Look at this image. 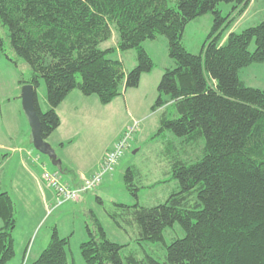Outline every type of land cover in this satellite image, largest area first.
<instances>
[{"label":"trees","instance_id":"obj_1","mask_svg":"<svg viewBox=\"0 0 264 264\" xmlns=\"http://www.w3.org/2000/svg\"><path fill=\"white\" fill-rule=\"evenodd\" d=\"M220 3L231 4V15L248 6V0H0V25L8 30L10 49L31 72L29 82L20 84L35 90L44 141L59 127L56 109L71 92L95 96L106 106L137 88L154 68L142 44L164 37L176 67L163 73L152 110L170 105L177 118H163L159 132L183 139L184 152L204 142L195 164L173 161L179 191L164 204L116 205L112 216L120 227L122 222L136 228L139 243H163L164 231L177 224L184 237L166 246L165 261L122 257L126 246L109 241L95 221L97 230H87L89 240L79 247L85 264H264V92L239 79L242 69L264 62V21L230 33L221 44L233 18L222 17ZM207 14L213 16L208 42L200 55H192L181 42L184 30ZM111 23L118 50L136 51L137 63L129 72L121 61L107 58L113 49L100 48L111 39ZM3 46L0 36V52ZM40 82L49 106L44 113L36 96ZM51 160L57 162L55 156ZM133 174L128 169L125 182L137 199ZM0 222V264H8L15 256V207L1 191ZM68 246L69 239L53 230L38 258L23 264H69Z\"/></svg>","mask_w":264,"mask_h":264},{"label":"rangeland","instance_id":"obj_2","mask_svg":"<svg viewBox=\"0 0 264 264\" xmlns=\"http://www.w3.org/2000/svg\"><path fill=\"white\" fill-rule=\"evenodd\" d=\"M217 10L220 11L222 17L233 18L221 35V44L225 42L230 33L240 34L264 21V0H248V6L241 15L236 12L231 15V4L220 3ZM212 25V14L202 16L187 24L181 41L187 52L192 55H200L202 46L208 42ZM110 28L111 39L100 48L102 50L113 49L107 58L122 59L125 71L129 72L136 66V51L120 52L118 50L119 36L115 24L111 23ZM0 36L4 42L0 57L4 60L9 57L12 61H17L19 70L24 74L23 78H29L31 73L29 68L13 54L9 46L8 30L2 25H0ZM142 47L153 60L154 68L149 74V78L139 82L140 85L137 88L128 90V95L133 97L134 110L130 111V115H127L124 109L118 118L94 121L88 133L89 148L81 153L82 161L96 162L99 158L101 159L104 153L106 154V150H112L114 147L112 142L122 128L121 137L133 129L114 171L106 174L95 190L83 194L79 202H68L55 207V200L50 209L48 207L42 210L40 198L32 190L20 166L8 164L5 167H0V191L8 193L15 207L16 226L12 232L15 256L8 264H23L26 256V261L30 259L28 263L34 262L36 259H33V255L36 254V248L45 240L44 248L47 247L53 230L57 231L60 238L69 239L68 263L85 264L81 258L79 247L89 240L87 230L92 232L97 230L95 221L102 227L109 241L126 246L121 252L122 257L133 256L138 260L149 257L163 263L166 258V246L184 237L182 229L175 224L172 228H167L164 231L163 243H139L137 242L136 228L126 227L122 222H120L122 226L120 227L112 218L118 211L116 205L133 206L138 204L141 207L151 208L164 204L169 196L179 191V185L172 177L173 161L179 158L186 166H189L202 158L203 141L192 143L184 152L181 149L183 139L176 138L168 131L159 132L163 118L169 120L177 118L175 110L170 105L155 111L152 110L158 98L157 88L163 73L166 70L174 69L176 65L168 57V43L164 37L147 41L142 44ZM253 50L254 46L251 45L249 51ZM168 61L172 63L170 67H168ZM239 79L246 87L264 92V62L242 69L239 72ZM40 83L45 92L44 83ZM166 98L163 96V100ZM24 117L26 133H28L27 127L30 131V141L25 139V143L37 157H41L46 162L47 167H43L42 173L44 171L53 173L52 170L57 169L51 158L33 148L30 138L31 130L25 114ZM67 149V146L64 151L58 149V153L65 159ZM2 158L1 155L0 159L2 160ZM130 168L134 170L133 184L139 190L137 199L132 196L125 182V173ZM60 175L62 177V174Z\"/></svg>","mask_w":264,"mask_h":264},{"label":"crops","instance_id":"obj_3","mask_svg":"<svg viewBox=\"0 0 264 264\" xmlns=\"http://www.w3.org/2000/svg\"><path fill=\"white\" fill-rule=\"evenodd\" d=\"M117 60L124 64L122 59L119 58ZM171 64V61H168V67ZM18 65L17 61H8L0 57V156L2 155L3 157L2 160L0 159V167H5L8 164L20 166L32 190L39 196L42 210L48 207L50 209V206L55 201V196L42 179L43 167L47 164L41 157H37L28 144L25 143V139L30 141V131L27 127L28 133H26L24 126L26 119L22 112L20 99L21 88L24 85L22 86L20 81L29 82L31 73L29 78L24 79V74L19 70ZM149 74L151 72L143 75L140 82L145 81V78H149ZM36 96L41 112L47 111L49 106L41 84L36 90ZM132 100L133 97L129 96L128 90H126L121 97L115 99L111 104L103 106L95 97H84L78 91H73L58 106L56 114L59 117L60 125L46 140V143L50 146L57 161L52 160L54 167L58 171H52L62 174L61 180L65 184L72 188L78 187L84 179H89L99 172L98 169L105 153L96 162L86 163L81 160V153L88 149L90 145L88 133L91 129V124L97 119L111 120L113 117L118 118L124 109L125 113L130 115V111L134 110ZM122 129L113 140L112 145H115L121 138ZM66 146L68 148L65 153L67 160L58 153V149L64 151ZM109 150L106 151L108 152ZM35 242L36 239L34 244ZM45 245L46 240L36 248V254L33 255V259H37L36 256L40 251H43L42 249H45ZM26 257L24 262L30 260L26 261Z\"/></svg>","mask_w":264,"mask_h":264},{"label":"built area","instance_id":"obj_4","mask_svg":"<svg viewBox=\"0 0 264 264\" xmlns=\"http://www.w3.org/2000/svg\"><path fill=\"white\" fill-rule=\"evenodd\" d=\"M132 130L123 135V137H121L114 145L112 150L108 151L105 154L104 159L100 165L99 172L94 174L89 179H84L81 185L77 188L69 187L68 185L63 183L59 173H48L47 171H44L42 174V179L46 183V185L54 192L56 200L55 207H59L62 204L68 202L76 203L80 200L83 194L95 190L101 184L102 178L106 174H109L114 170L126 148Z\"/></svg>","mask_w":264,"mask_h":264},{"label":"water","instance_id":"obj_5","mask_svg":"<svg viewBox=\"0 0 264 264\" xmlns=\"http://www.w3.org/2000/svg\"><path fill=\"white\" fill-rule=\"evenodd\" d=\"M21 107L28 120V124L31 130V142L33 148L39 153L54 157V153L50 146L41 138L40 134V122L35 110V90L32 85L26 84L21 88Z\"/></svg>","mask_w":264,"mask_h":264}]
</instances>
